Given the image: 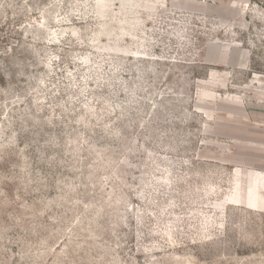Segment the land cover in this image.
Listing matches in <instances>:
<instances>
[{
    "label": "rangeland",
    "instance_id": "obj_1",
    "mask_svg": "<svg viewBox=\"0 0 264 264\" xmlns=\"http://www.w3.org/2000/svg\"><path fill=\"white\" fill-rule=\"evenodd\" d=\"M0 264H264V0H0Z\"/></svg>",
    "mask_w": 264,
    "mask_h": 264
}]
</instances>
